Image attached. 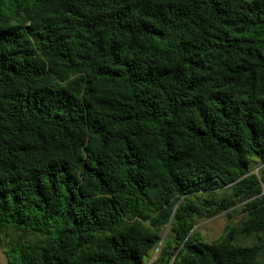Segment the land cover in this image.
<instances>
[{
    "label": "trees",
    "instance_id": "16d2710c",
    "mask_svg": "<svg viewBox=\"0 0 264 264\" xmlns=\"http://www.w3.org/2000/svg\"><path fill=\"white\" fill-rule=\"evenodd\" d=\"M1 235L9 264H264V0H0Z\"/></svg>",
    "mask_w": 264,
    "mask_h": 264
},
{
    "label": "rangeland",
    "instance_id": "374dc122",
    "mask_svg": "<svg viewBox=\"0 0 264 264\" xmlns=\"http://www.w3.org/2000/svg\"><path fill=\"white\" fill-rule=\"evenodd\" d=\"M259 168H255L257 171ZM222 194V192H220ZM246 218V215L242 212L240 208H237L235 211L231 212V216L227 214L226 211L221 212L213 217L204 218L197 222L196 228L202 235V237L206 241H212L219 237L227 224H232L235 227H240L243 220ZM169 228L166 227L163 233V238H167L169 236ZM12 237V236H7ZM10 239V238H9ZM9 239L4 237V235L0 236V264H9L8 258L6 255V251L9 248ZM238 239L243 244H254L257 239L245 237L242 234L238 235ZM165 242V241H164ZM160 254V246L151 252L149 256L150 262L156 260Z\"/></svg>",
    "mask_w": 264,
    "mask_h": 264
}]
</instances>
